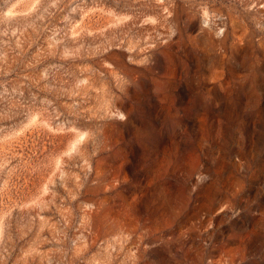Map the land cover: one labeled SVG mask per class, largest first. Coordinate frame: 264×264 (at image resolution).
<instances>
[{"label": "rangeland", "instance_id": "obj_1", "mask_svg": "<svg viewBox=\"0 0 264 264\" xmlns=\"http://www.w3.org/2000/svg\"><path fill=\"white\" fill-rule=\"evenodd\" d=\"M0 264H264V0H0Z\"/></svg>", "mask_w": 264, "mask_h": 264}]
</instances>
